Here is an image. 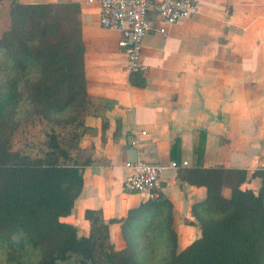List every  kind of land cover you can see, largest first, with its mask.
Instances as JSON below:
<instances>
[{"label":"crops","instance_id":"crops-1","mask_svg":"<svg viewBox=\"0 0 264 264\" xmlns=\"http://www.w3.org/2000/svg\"><path fill=\"white\" fill-rule=\"evenodd\" d=\"M18 2L80 7L87 98L77 147L80 162L90 163L83 167L73 213L60 221L85 236V210H100L104 219L121 218L147 200L145 194L123 192L131 172L124 167L126 150L132 146L137 160L166 167L160 204L148 218L161 229L170 215L178 250H183L199 235L196 219L206 217L202 208L193 207L204 200L205 189L181 182L179 171L234 168L249 178L264 167V0H200L195 16L167 26L165 35L152 21L141 51L148 73L132 77L118 47L120 34L99 25L97 5L88 0ZM258 187L254 179L242 186ZM109 237L113 244L123 242L120 224L109 227Z\"/></svg>","mask_w":264,"mask_h":264},{"label":"trees","instance_id":"trees-1","mask_svg":"<svg viewBox=\"0 0 264 264\" xmlns=\"http://www.w3.org/2000/svg\"><path fill=\"white\" fill-rule=\"evenodd\" d=\"M79 16L80 7L73 2H11L0 59L11 61L18 73L35 69L40 76L35 82L26 78L19 94L15 80L0 85V242L40 250L41 257L31 264H139L130 248L137 237L165 247L162 264H264V167L249 178L245 170L234 168L179 171L181 182L205 189L204 200L193 207L206 214L196 219L198 237L181 251L170 215L161 229L148 218L160 200H146L121 218L104 219L100 210H85V236L60 221L73 213L83 167L90 161L80 162L79 134L74 151L62 148L55 133L45 135L40 155L14 149V107L16 94L22 100L26 93L34 106L32 116L47 120L68 110V123L80 126L87 96ZM250 179L258 181L256 191L242 188ZM114 224H120L125 248L116 249L110 241ZM151 232L156 233L150 237Z\"/></svg>","mask_w":264,"mask_h":264},{"label":"built area","instance_id":"built-area-1","mask_svg":"<svg viewBox=\"0 0 264 264\" xmlns=\"http://www.w3.org/2000/svg\"><path fill=\"white\" fill-rule=\"evenodd\" d=\"M200 0H88L98 6V23L107 30L120 34L118 47L126 59L128 75L145 76L148 67L141 62L144 37L157 23L155 31L166 34V27L187 20L198 12ZM183 165L185 163H182ZM130 174L123 182L126 194H145L149 201H159L160 179L166 167L159 163L141 160L126 162ZM171 168H176L171 163Z\"/></svg>","mask_w":264,"mask_h":264},{"label":"rangeland","instance_id":"rangeland-1","mask_svg":"<svg viewBox=\"0 0 264 264\" xmlns=\"http://www.w3.org/2000/svg\"><path fill=\"white\" fill-rule=\"evenodd\" d=\"M11 2L12 0L0 1V36L9 27ZM17 73L11 61H2L0 59V85L6 86L9 82H14L13 80H15L16 86H14L18 94L23 91V81L26 78L35 82L38 76H40L37 75L35 69L26 75L24 73ZM17 79H19V82H17ZM18 94H16V104L14 107V123L16 125V130L12 137L14 149L30 152L32 156H36V154L40 155V152L45 151L43 147L47 143L45 135L50 133L57 135L62 148L74 147L78 130L75 124L68 123L70 122L69 118H72L70 111L67 110L64 113L54 114L47 120H39L31 115L34 112V106L27 99V94L24 93L22 100ZM72 148L71 151H74V148ZM255 183H251L249 186L255 188L257 186ZM153 233L155 234L156 232H151L150 237ZM157 239L159 240V236H157ZM125 246L124 240L121 242L115 239L114 247L116 249H122ZM141 247L146 248L145 251H142ZM130 248L137 257L139 264H162L161 257L164 256L165 247L161 243L156 244L150 242V239L144 241L142 238L137 237L136 240L133 239L131 242ZM40 257V250L32 249L29 246H24L23 249L11 248L6 243L0 242V264H31L39 260Z\"/></svg>","mask_w":264,"mask_h":264},{"label":"water","instance_id":"water-1","mask_svg":"<svg viewBox=\"0 0 264 264\" xmlns=\"http://www.w3.org/2000/svg\"><path fill=\"white\" fill-rule=\"evenodd\" d=\"M130 150H126V155H127V161L128 162H135L137 160L136 157V150L130 146Z\"/></svg>","mask_w":264,"mask_h":264}]
</instances>
